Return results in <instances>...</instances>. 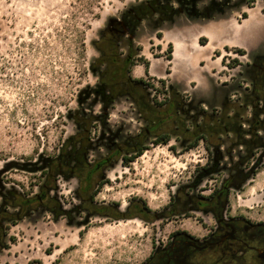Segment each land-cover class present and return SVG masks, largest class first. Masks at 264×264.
<instances>
[{"label":"rangeland","instance_id":"374dc122","mask_svg":"<svg viewBox=\"0 0 264 264\" xmlns=\"http://www.w3.org/2000/svg\"><path fill=\"white\" fill-rule=\"evenodd\" d=\"M256 1V10L264 9V0ZM149 2L0 0V207L4 200L14 201L19 194L40 192L42 171L60 154L66 139L81 130L75 121L77 114L100 117L103 113V100L95 91L105 69L98 61L102 56L98 41L119 21L132 25ZM239 8L227 16L241 17L249 10L247 6ZM152 18L139 19L133 39L135 47H140L139 55L153 62V71L166 76V86L175 83L186 101L200 103L211 114L220 115L224 102L241 101L250 83L234 59L243 63L251 59L232 49L215 50L208 58H199L201 64L175 63L173 74L168 75L171 39L182 36L178 29L191 28L184 34L187 40L195 37L200 27L217 36L215 23L180 16L158 24L157 18ZM126 37L120 43L123 55L128 50ZM208 51L202 48L201 54ZM216 53L222 54L221 58ZM223 57L229 68L217 62ZM132 75L138 77L135 66ZM142 77L159 89L150 88L151 95L162 100L159 78L151 74ZM107 111V123L99 120L92 128L87 155L91 164L146 126L126 96L116 99ZM192 115L201 117L197 111ZM232 139L220 138L224 142L220 155L208 152L204 142L186 150L176 138L158 145L150 140V148L128 164L122 159L123 152L98 173L105 184L96 201L115 202L123 211L131 202H144L152 211H161L175 196L208 201L235 172L234 163L246 154L244 148L228 151ZM253 160L254 166H259L255 175L239 187L229 186L222 202L226 217L242 215L264 222L263 149ZM77 190L78 179L61 174L49 193L50 206H38L15 224L5 222L0 264H144L158 242L164 245L176 229L206 233L202 226L214 225L213 210L196 205L185 214L152 221L139 217L107 220L81 209ZM8 209L17 211L16 207Z\"/></svg>","mask_w":264,"mask_h":264},{"label":"trees","instance_id":"16d2710c","mask_svg":"<svg viewBox=\"0 0 264 264\" xmlns=\"http://www.w3.org/2000/svg\"><path fill=\"white\" fill-rule=\"evenodd\" d=\"M255 1L245 2L252 6ZM240 4L241 2L238 4L236 0H150L140 10L137 20L132 25L119 21L107 29L98 41L102 52L98 61L100 65L105 66V69L95 90L103 100V113L100 117L93 114L86 117L82 116V113L80 117L79 114L75 116V121L81 126V130L66 139L60 154L50 161L48 169L42 171L44 181L38 194L32 196L19 194L14 201L4 200L0 207V249L5 247L3 243L6 236L5 222L15 224L38 206H47V204L50 206L49 193L55 187L58 176L61 174H69L78 179L77 191L81 199L80 208L107 220L139 217L152 221L157 218H169L187 213L190 206L200 203V200L192 196L180 199L175 196L174 202L165 206L161 211H152L144 202L142 204L131 202L123 211L115 202L99 203L96 201L98 192L105 184V181L98 175L100 170L121 158L123 152L126 154L122 158L123 161L126 164L133 162L150 148V140L158 145L167 144L172 138H176L182 141L186 150L204 142L208 152L215 151L220 155L221 148L224 146L220 138L231 136L233 139L228 151H233L234 148L245 149L246 154L233 165L235 172L223 182L220 191L216 194L218 195L216 200L220 206L219 215H223L222 202L229 186L239 187L245 180L254 176L259 166H254L253 159L258 154V150L263 149L264 151V54L258 56L256 66L248 65L246 68L245 76L249 77L250 87L247 89L248 92L241 97V101L224 102V109L220 115L211 114L203 109L200 103L197 102L199 105H196L195 101H186L184 95L174 86H166L164 78L158 79L164 93V98L159 100L157 96H152L149 90L153 88L159 92V89L148 83L144 77L132 75V68L137 64L144 66L146 76H149L150 68V60L137 52L140 47H135L133 28L139 19L146 15L157 18L155 20L158 24L165 20L174 21L181 15L190 19L214 18L234 10ZM242 16L247 17V13H242ZM127 28L130 30L127 31ZM125 36H127L128 50L123 55L120 52V43ZM169 49H172L171 44ZM239 52L244 54L243 50ZM167 59L171 60L172 54H169ZM234 63L238 64V59H234ZM120 96H126L134 103L146 126L136 135L129 136L123 142L118 143L116 148L106 156L91 164L87 155L92 141V128L99 120L103 124L107 123V110ZM193 111L200 112L201 117L198 119L194 115L191 116ZM201 205L206 206V203H201ZM9 206L16 207L17 211H9Z\"/></svg>","mask_w":264,"mask_h":264},{"label":"flooded vegetation","instance_id":"af4514ba","mask_svg":"<svg viewBox=\"0 0 264 264\" xmlns=\"http://www.w3.org/2000/svg\"><path fill=\"white\" fill-rule=\"evenodd\" d=\"M175 58H180L179 47ZM216 198L196 203L214 212V225L202 226L206 233L176 229L164 245L158 242L144 264H264V222L219 215Z\"/></svg>","mask_w":264,"mask_h":264},{"label":"crops","instance_id":"0c3cea01","mask_svg":"<svg viewBox=\"0 0 264 264\" xmlns=\"http://www.w3.org/2000/svg\"><path fill=\"white\" fill-rule=\"evenodd\" d=\"M256 2L257 1H255V3ZM244 6H247L249 8V10L245 11L247 13V17H243L242 14L241 17L236 16L235 14H232L228 17V13L231 12L229 11L226 14L218 17L204 18L208 22L215 23L213 25L218 30L217 36H215L206 28L200 27L197 28L198 33L196 34V36L187 40V37L184 34L191 28L178 29L182 32V38L180 36H175V38L173 37L174 39H171L173 51L172 59H167L169 66L168 75L171 76L173 74L175 63L180 62L183 65L187 66L195 64L196 62L201 64V61H198L200 60L199 58H208V54L213 53L215 50L229 51L230 49H232V52L235 51L238 54H240L239 50H243L244 54L241 55H248L251 59V61L247 63H243L242 59H238L237 66L243 68L244 75L246 72V68H248V65L256 66L257 60L259 58L258 56L264 54V9H259L258 11L256 10V7L254 5L249 6L245 2V0H241V4L239 6L240 8L238 9V11L241 10ZM181 16H184L190 21L196 20L190 19L185 15ZM202 42L205 44H203ZM177 47H179L180 52L179 59L175 58V51ZM202 48H208L209 51L207 53L201 54ZM194 50H196V53H194ZM221 56L222 54H218V58H221ZM148 59L150 60L149 74L154 75L157 78L165 79L166 76L164 74L160 72L155 73L153 71V62L150 58ZM217 62H220L222 67L229 68V66L225 64L223 58ZM135 68L138 72V77H142L145 75V68L142 64H137ZM246 78L249 80V77L246 76ZM248 83L250 82L248 81ZM171 85L175 87V83H172Z\"/></svg>","mask_w":264,"mask_h":264}]
</instances>
